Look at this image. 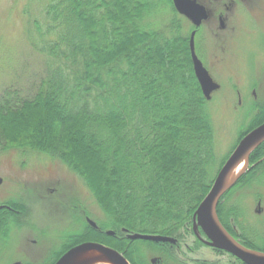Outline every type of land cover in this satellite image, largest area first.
<instances>
[{"label":"trees","instance_id":"trees-1","mask_svg":"<svg viewBox=\"0 0 264 264\" xmlns=\"http://www.w3.org/2000/svg\"><path fill=\"white\" fill-rule=\"evenodd\" d=\"M33 4L39 14H24L45 71L30 99L0 101V151L45 155L82 180L105 218L97 231L84 224L82 242L113 248L131 264H146L151 252H171L166 243L131 241L122 230L191 235L193 215L228 155L213 174L217 138L209 102L183 36L175 33L179 24L165 27L173 17L170 0ZM253 127L240 131L236 144ZM249 163L232 188L248 198L264 186V144ZM233 192L217 205L223 225ZM10 217L2 222L4 235L13 233Z\"/></svg>","mask_w":264,"mask_h":264},{"label":"flooded vegetation","instance_id":"flooded-vegetation-1","mask_svg":"<svg viewBox=\"0 0 264 264\" xmlns=\"http://www.w3.org/2000/svg\"><path fill=\"white\" fill-rule=\"evenodd\" d=\"M192 1L202 10L201 12L200 10L197 11L198 8H193L194 20L179 13L173 1L170 0L174 10L171 13L174 20L172 21L173 17H170L165 23V27H173L175 22L179 24V30L175 33L186 36L188 61L194 74L190 51L192 38L196 58L201 62L212 80L219 85V89L211 94V99L212 95L221 88L218 79L233 78L234 75L229 74L226 77L224 73V68L233 63V57L234 62L235 59H238V62H243L244 66L250 68L252 74L250 78H247L249 81L248 91L246 88L247 92H242L234 84L237 88L234 89L237 97L241 98L242 93H246V106L242 107L239 99V105L234 106L233 110L235 112L243 111L240 122L241 128L245 127L244 129H246L254 126L251 129L253 130L264 123V0ZM250 47L252 48L249 57L245 53ZM211 99L206 101L210 102ZM262 159L258 161L260 162ZM259 173L257 171V175ZM230 190L233 192L231 188L226 193ZM244 191V189H237L231 193L229 198L225 199L223 208L225 225L222 224V226L242 246L264 254V186L259 185L254 187V190L251 189L253 193L249 198L254 202L255 208L247 211L244 210ZM249 193L247 192V194ZM23 195V193H17L11 199L14 201L13 204H8V200L0 201V264H54L69 249L82 243L84 224L90 229L98 230V225L89 219L82 206L75 202L73 204L71 200L65 210L57 207L53 216L59 212V217L53 218L48 213L46 218L45 214L47 223L51 225L40 226L37 220L33 225L29 224L27 222L31 223L33 216L41 219L35 209L31 207L32 202L30 200L25 203L20 202L27 199ZM238 199L239 202L237 203ZM230 208L235 210H230ZM6 215L11 216L10 218H14L16 221L14 226L10 227L13 233L9 235H4L2 232L4 229L2 222ZM41 217L46 222L43 213ZM67 218H69V223H66ZM61 223L66 224L65 229L54 227L61 226ZM17 232L19 234H15ZM198 232L200 234L194 232L191 235L175 238L173 244L159 242L166 243L168 248L173 250L168 253H148L146 264H245L231 253L207 245V237L199 229ZM113 235L114 233L111 236ZM188 237L193 239L190 240L191 244L187 243ZM203 247L210 251L204 252ZM199 255H203V257ZM152 260L156 261L152 263Z\"/></svg>","mask_w":264,"mask_h":264},{"label":"rangeland","instance_id":"rangeland-1","mask_svg":"<svg viewBox=\"0 0 264 264\" xmlns=\"http://www.w3.org/2000/svg\"><path fill=\"white\" fill-rule=\"evenodd\" d=\"M37 8L33 0H0V101L6 99L13 102L12 100L30 99L43 77L46 61L31 44L28 33L29 18L24 14V9H29L33 16H37L39 14ZM182 36L185 43L186 36L184 34ZM251 48L246 51V56H251ZM237 57L239 58L238 54ZM232 62L227 67L225 66L224 73L226 77L229 74L234 75L233 78L218 79L221 88L212 95L211 101L207 104L217 138L213 174L226 156L234 150L238 134L245 128H241L242 125H240L243 111L235 112L233 107L239 105V99L242 107L246 106V93H242L241 98L237 97L234 90L237 88L234 84L240 91H246L249 83L247 78H250L252 73L250 68L244 66L243 62H238V59L234 62L233 57ZM251 167L248 162L241 176L245 175ZM0 180V201L12 199L17 193H23L27 199L20 202L25 203L27 200L32 202L31 207L40 215L41 220L33 216V221L27 222L29 224L33 225L37 220L40 226L51 225L47 223V214L50 213L53 216L57 207L65 210L70 200L81 205L84 213L97 225L104 222L102 212L82 180L65 165L45 155L31 151H0ZM28 194L32 195L33 201ZM243 203L246 211L255 208L254 202L246 196ZM42 213L46 222L41 217ZM58 215L59 212L53 218H57ZM68 220L69 218L66 219V223H69ZM65 225L61 223V226L54 227L65 229ZM198 233L200 234L197 230ZM191 239L188 237L187 243L191 244ZM202 250L210 251L204 247ZM199 256L203 257V255Z\"/></svg>","mask_w":264,"mask_h":264},{"label":"water","instance_id":"water-1","mask_svg":"<svg viewBox=\"0 0 264 264\" xmlns=\"http://www.w3.org/2000/svg\"><path fill=\"white\" fill-rule=\"evenodd\" d=\"M176 10L186 17L194 20L193 8H198L192 0H172ZM204 17V16H202ZM198 23V22H197ZM191 59L195 78L199 84L205 100L211 99V94L219 89L209 76L201 62L196 58L193 51L192 38L190 40ZM264 143V123L248 132L235 146L225 163L218 171L213 184L197 207L193 215V230L199 229L206 237V244L218 250L227 251L240 259L245 264H264V254L249 250L239 244L226 231L218 219L217 205L221 197L235 184L236 180L244 173L230 181L234 169L242 162L248 163L250 154ZM1 182V180H0ZM126 233L129 240H145L151 242L175 243V239L161 235H146L138 233ZM112 235L113 232H106ZM156 260H152L154 263ZM54 264H130V262L118 251L97 242H84L69 249Z\"/></svg>","mask_w":264,"mask_h":264},{"label":"bare ground","instance_id":"bare-ground-1","mask_svg":"<svg viewBox=\"0 0 264 264\" xmlns=\"http://www.w3.org/2000/svg\"><path fill=\"white\" fill-rule=\"evenodd\" d=\"M247 167V164L246 162H242L240 163L233 171V173L231 174V177H230V181L231 180H234L238 175H240L241 173H243L245 171Z\"/></svg>","mask_w":264,"mask_h":264}]
</instances>
